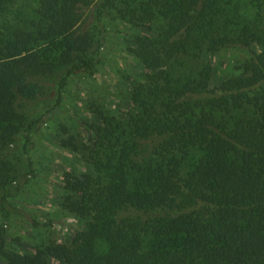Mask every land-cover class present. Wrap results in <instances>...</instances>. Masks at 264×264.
<instances>
[{
	"label": "trees",
	"instance_id": "16d2710c",
	"mask_svg": "<svg viewBox=\"0 0 264 264\" xmlns=\"http://www.w3.org/2000/svg\"><path fill=\"white\" fill-rule=\"evenodd\" d=\"M238 8L0 0V209L32 173V133L57 120L67 78L93 71L107 29L133 30L129 51L146 70L126 110L93 107L82 138L56 125L74 157L58 206L78 228L15 250L0 226V264H264V36ZM250 45L216 76L218 51Z\"/></svg>",
	"mask_w": 264,
	"mask_h": 264
},
{
	"label": "rangeland",
	"instance_id": "374dc122",
	"mask_svg": "<svg viewBox=\"0 0 264 264\" xmlns=\"http://www.w3.org/2000/svg\"><path fill=\"white\" fill-rule=\"evenodd\" d=\"M236 2L241 19L264 36V3L257 8L254 0ZM120 31L125 33V37L119 34ZM132 32L115 26L106 30L103 45L95 53L98 59L93 71L67 78L57 120H48V126L42 125L32 133L27 152L32 173L19 188V197L6 198L5 208L0 209V226L5 229L7 248L21 250L24 244L31 248L39 239L64 243L78 228L77 219L58 206L61 193L58 182L62 174L72 167L74 157L59 145L58 137L63 134L57 131L56 125L64 126L67 134L82 138L79 123L88 120L93 107L109 113L128 108L131 85L146 71L129 51L128 38ZM252 49L256 47L240 46L218 51L214 62L216 60L219 65L217 69L223 67V72L215 70L216 76L235 72L234 66L245 60ZM261 87L264 92V83ZM75 165L80 169L85 167L78 161Z\"/></svg>",
	"mask_w": 264,
	"mask_h": 264
}]
</instances>
